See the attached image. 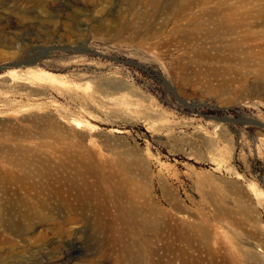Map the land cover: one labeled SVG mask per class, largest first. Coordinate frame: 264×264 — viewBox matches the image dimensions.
<instances>
[{"label":"rangeland","instance_id":"1","mask_svg":"<svg viewBox=\"0 0 264 264\" xmlns=\"http://www.w3.org/2000/svg\"><path fill=\"white\" fill-rule=\"evenodd\" d=\"M29 1L0 0V264H63L70 240L66 264L98 259L90 213L15 235L3 211L26 187L60 204L50 184L67 181L80 201H114L99 178L42 163L79 157L149 187L163 264H264V0ZM195 226L218 234L208 248Z\"/></svg>","mask_w":264,"mask_h":264},{"label":"bare ground","instance_id":"2","mask_svg":"<svg viewBox=\"0 0 264 264\" xmlns=\"http://www.w3.org/2000/svg\"><path fill=\"white\" fill-rule=\"evenodd\" d=\"M36 5L41 8V9L38 8L40 12H44V8L42 7L43 5L41 3H38ZM73 14L76 13L74 12ZM73 14L71 15V17H69V15L67 16L69 18L67 19L68 21L77 20V18L73 16ZM36 22H34V24L36 25L46 24V23L48 25H52L55 23V21L50 19H40L37 23ZM28 24L31 25V22H29ZM219 25L221 27H225L227 26V23L222 22ZM105 86L110 87L112 86V84L108 83L105 84ZM109 161L110 160H108L105 157L97 158V159L79 157V158H67V160H63L61 162L54 161L50 164L49 163L46 164L45 162H42L45 164L43 166L46 167L47 176H49V172L54 173L56 171H61V170L68 172L69 170H71L76 172L77 175H82L83 173H85L83 175H87V177L89 175L94 178L95 177L99 178L101 184L104 185L105 187V191H103V194L109 198L111 196L114 197V201L112 200L111 203L102 202L100 200V198L102 197L99 196L98 198H94V197L92 198V196L89 194L83 197L80 201L81 191L78 190V192L75 193L76 191L74 192L73 189L74 185H71L70 182L68 181L62 184L63 186H61L60 184L58 186L55 183L50 184V190L53 191L52 196L55 195L53 199L55 198L58 199L59 197L60 198L63 197L61 199L62 202L60 204H55L51 202L50 203L38 202V197L40 196L38 191L36 190L32 192V189H27V187L24 190V192H22L23 189H21L22 191H19L20 190L19 189L18 192L15 193L10 192V190H6L7 191L6 193L9 196V198L6 206H4L3 211H7L6 214L10 215L9 218L14 219L11 221L14 222L11 225L13 226L11 232L16 235L23 228L26 231L28 230V232H30V231H34L35 228L38 226L40 227L42 225H46L51 222H56L55 233L59 234L62 233L67 226L76 223L77 218L80 217L86 218V216L88 215L87 213H90L89 215L90 217H92L94 222L93 225H94L95 233H97V235L98 234L101 235L100 237L101 240L98 247V259L95 262H93V264H149L150 260H152L150 264H163L162 262L163 256L160 249V243L163 242L162 239L164 236L163 234L164 225L162 224L163 222H161V219L163 217L162 211L151 200L149 187L148 188L141 187L137 181L133 180V178L128 176L129 170H127L126 168H119L118 165L121 164H115L113 161L111 162ZM53 177L56 178V176ZM11 180H12V176L10 177V174L3 176V174L0 173L1 186L2 184H6ZM75 190H77V188H75ZM63 192L67 193L68 195L67 196L66 194L64 195ZM60 198L58 199V201L60 200ZM67 210H68V215L64 219H62L63 222L62 223H59V221L57 222L58 215L62 211H67ZM205 225L204 227L206 228ZM209 225L210 224H208L207 226ZM215 226H213V228H215ZM195 227L197 228V226ZM200 227H198L196 230L194 229V231H191V233L193 232H196V234L198 233V237L202 245H205V248H208L210 243L214 241L213 234L215 235L217 233H215L216 231H214L213 234L212 233L210 234L205 229ZM217 227L219 228V226ZM193 228L194 227H192V229ZM184 232H186V236H187L188 231H184ZM183 234L181 233L182 236ZM194 235L195 233L192 236ZM149 237H152V239H149ZM185 241H187V239H185ZM74 242H75L74 240H70L69 244L63 245L60 255L58 254L59 255L58 260L60 261V263L66 264V262H68L71 258H73L72 245H74ZM230 251H232V248ZM236 252L237 249L235 253ZM230 253L228 255H230ZM232 253L234 254L233 251ZM249 256L251 257V255ZM154 257H158V258L152 259ZM234 258H236L235 255ZM216 261L218 260L216 259ZM185 262L188 261L186 260Z\"/></svg>","mask_w":264,"mask_h":264},{"label":"water","instance_id":"3","mask_svg":"<svg viewBox=\"0 0 264 264\" xmlns=\"http://www.w3.org/2000/svg\"><path fill=\"white\" fill-rule=\"evenodd\" d=\"M25 65H30V64H25Z\"/></svg>","mask_w":264,"mask_h":264}]
</instances>
